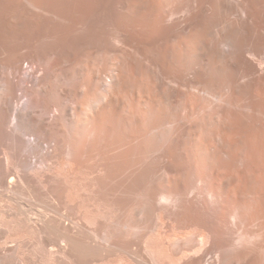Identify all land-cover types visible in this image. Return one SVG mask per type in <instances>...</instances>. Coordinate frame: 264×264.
I'll return each mask as SVG.
<instances>
[{
    "label": "bare ground",
    "instance_id": "1",
    "mask_svg": "<svg viewBox=\"0 0 264 264\" xmlns=\"http://www.w3.org/2000/svg\"><path fill=\"white\" fill-rule=\"evenodd\" d=\"M0 264H264V0H0Z\"/></svg>",
    "mask_w": 264,
    "mask_h": 264
},
{
    "label": "rangeland",
    "instance_id": "2",
    "mask_svg": "<svg viewBox=\"0 0 264 264\" xmlns=\"http://www.w3.org/2000/svg\"><path fill=\"white\" fill-rule=\"evenodd\" d=\"M1 234H2V236H3V238H4V235H3V233H2V232H1ZM2 236H1V237H2Z\"/></svg>",
    "mask_w": 264,
    "mask_h": 264
}]
</instances>
